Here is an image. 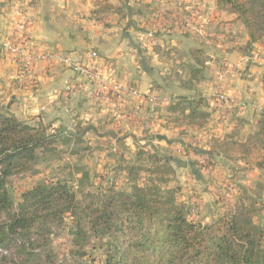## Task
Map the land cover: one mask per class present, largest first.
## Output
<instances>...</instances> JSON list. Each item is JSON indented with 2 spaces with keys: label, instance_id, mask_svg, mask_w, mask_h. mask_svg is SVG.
I'll list each match as a JSON object with an SVG mask.
<instances>
[{
  "label": "rangeland",
  "instance_id": "374dc122",
  "mask_svg": "<svg viewBox=\"0 0 264 264\" xmlns=\"http://www.w3.org/2000/svg\"><path fill=\"white\" fill-rule=\"evenodd\" d=\"M143 1L145 0H130L129 3H123L124 10L122 11L115 8L94 12L95 7L92 14L95 15L97 21L104 24L107 31L112 30L109 27L115 25L118 29L116 32H119L123 28L122 24L112 25L108 23L113 22L114 14L119 16L120 21L122 17H126L127 12L133 13V8L137 6L136 3ZM159 1L165 2L166 0ZM170 1L173 4L172 7L177 8L172 9L176 11L172 18L178 19L180 22L182 19H186V21L184 20L185 28L196 31V33L192 31H188V33L192 34L194 38L196 37L195 40H199L201 48H203L201 52L197 49H186L190 53L192 62L184 56L183 51H180L181 49L174 52V57H176L174 62L167 58L170 63L167 62L166 69L168 75L170 74V79H175L174 81L178 84L190 85L192 88L196 84H202L206 87L211 82H213L212 88H214L218 80L225 90H229L228 86L235 87V78L232 74H235L238 67L234 65L233 59L235 57L230 55L226 46H231L235 42L238 43L236 46H239L244 40L242 37L237 38V35L233 33L234 31H231L232 28L230 27L233 25L228 26L231 21H224L225 18H223L220 21L221 25L220 23L211 24L209 22L208 17L211 16L212 12L209 6H213L215 0ZM111 2L115 5L119 4L116 0H111ZM181 3L188 5L189 8L183 9L182 7V10ZM219 10L235 17L234 14ZM181 11L183 13H180ZM185 14L192 17L187 18ZM137 22L141 23L140 20ZM189 23L191 24L188 25ZM179 25L177 26L179 27ZM143 26L150 28L149 24ZM158 27H165L164 22ZM176 34L178 35V33ZM141 42L143 44L144 41ZM209 44H217L223 47L226 50L224 54L229 59L227 61H224V57L208 59L210 56L207 54L205 46H209ZM246 44L243 48L239 46L241 54L248 52V49H245ZM94 48L100 51L98 46H94ZM146 49L148 51V48ZM171 50V47L166 46L157 51L170 53ZM164 53H162L163 57L166 56ZM211 60H213V65H206V61L211 62ZM82 61L85 60L82 59ZM149 63L150 60L147 61V64ZM195 68L201 69L202 72H195ZM12 80L20 83V79L8 78L7 74H0V107L6 106L11 94H13V89L9 86L13 82ZM76 82L77 85L78 83H90L85 80H77ZM113 83L116 84V81L114 80ZM92 85L96 86L95 84ZM96 87H94L95 93H88L89 96L87 93H83L74 98V103L72 102L69 108H66L67 111L65 110L61 115L62 120L66 117L61 129L50 124V128L64 132L67 138L62 137L57 141L53 152L47 154L42 163L38 165L37 172L18 173L9 178L8 186L14 205L9 214L0 216V222L8 221L10 215L17 211L21 194L25 190L40 181L56 177L69 178L73 174L79 178L81 173H77V169L83 168L90 176L86 188H84L86 191L90 189L103 190L112 183L116 185L118 190L130 191L134 182L141 185H151L153 181H156V183L160 182L163 187L177 189V199L185 202L188 208V217L194 221L212 223L225 214H232L237 209L243 210L251 206L254 210V222L264 226V161L262 160L264 149L255 151L246 159H242L240 153L236 154L235 152L227 156L220 155V159L217 156L216 159L207 157L201 153V150L213 149L215 140H221L215 137L217 132L215 129L218 128L217 125L221 119L218 117L215 119L211 116L214 112L221 111V108L216 109L211 105L205 106L203 102L197 106V113L191 115L189 113L191 107L189 108L188 104L183 102L180 97L188 98L192 95H202L199 93L200 91L192 92V90L189 95H178L176 98L172 97L173 99L169 103L158 104L154 107V111L145 104V109L141 112L128 115L127 128H130L128 131L132 134L125 136L120 132L121 125L117 115H107L108 111L102 104L104 102L102 99L107 98L108 94L98 95ZM206 89L203 92H207ZM75 91H70L68 94ZM16 94L19 95V91ZM156 95L161 96V94ZM204 97L209 103L208 96L205 95ZM239 102L240 105L236 107L237 110H241L248 101L241 97ZM205 110L211 115L205 116ZM54 111L56 114L57 111ZM54 114L45 116V121L42 124H49L54 117H58ZM18 117L23 121L30 118L28 115H25L26 119H22L20 115ZM31 123L32 125H41L35 119L31 120ZM67 131H71L72 134L66 135ZM133 131L135 132L133 133ZM156 132L166 133L172 142L156 140L154 137ZM248 135L246 132L243 135L239 134L238 142L245 141ZM164 156L173 158L174 161L170 164L175 171L174 173L165 172ZM157 159L159 160L156 161ZM260 162H263V167L259 166ZM129 169H133V172L129 173ZM162 179L166 182L162 183ZM74 186L75 189H79L77 183H74ZM70 225L71 219H67L65 226L53 236V248L57 253L58 263L105 264L104 241L93 236L89 238L83 250L78 249L72 241V235L69 231ZM82 252L84 254H81Z\"/></svg>",
  "mask_w": 264,
  "mask_h": 264
},
{
  "label": "trees",
  "instance_id": "16d2710c",
  "mask_svg": "<svg viewBox=\"0 0 264 264\" xmlns=\"http://www.w3.org/2000/svg\"><path fill=\"white\" fill-rule=\"evenodd\" d=\"M116 1L119 4L93 0L94 12L122 11L123 3L130 0ZM216 4L245 26L249 36L246 50L264 39V0H216ZM194 71L202 72L199 68ZM180 99L191 107V115L201 103L210 105L202 95ZM205 112V116L211 115ZM50 126L32 125L6 106L0 107V216L9 214L14 205L9 178L36 173L57 141L67 138L56 129L48 133ZM247 137L241 142L232 137L215 140L213 149L201 153L220 159L218 152L223 156L235 152L246 159L264 149V112L257 131ZM163 160L165 172L174 173L173 158L164 156ZM77 170L79 178L71 174L43 180L21 194L17 211L0 222V264H59L53 236L67 219H71L69 231L78 249L83 250L93 236L104 241L105 264H264V226L254 222L251 206L202 223L188 217V208L177 199L175 188L153 181L151 185L134 182L130 191L118 190L113 183L103 190L86 191L89 173Z\"/></svg>",
  "mask_w": 264,
  "mask_h": 264
},
{
  "label": "crops",
  "instance_id": "0c3cea01",
  "mask_svg": "<svg viewBox=\"0 0 264 264\" xmlns=\"http://www.w3.org/2000/svg\"><path fill=\"white\" fill-rule=\"evenodd\" d=\"M136 5L133 8V13L127 12L126 17H122L120 21L119 16L114 14L113 22L108 23L112 25L120 23L119 25L122 24L123 28L116 32L118 29L115 25L110 26L112 32L111 29L107 31L104 24L97 21L95 15L92 14L95 8L93 0H0V41H5L10 37L18 22L28 19L29 32L33 40L37 46H43L44 49L61 50L70 54L74 60H86L88 49L98 46L100 51L94 49L99 54L98 61L105 74L108 75L107 77L111 81L115 80L125 89L128 86H133L140 92V96H135L121 91L117 97L114 94H108L107 98L102 99L104 101L102 104L108 111L107 115H117L121 125L120 132L125 136L132 134L128 131L130 128H127L128 115L144 110L145 104L148 105L145 99L151 96L160 99L155 105L157 106L169 103L178 95L186 96L194 91H200L199 93L203 96H208L211 107L218 109L214 98L216 90L215 87L212 88L213 82L207 84L208 88L202 84H196L197 88L196 86L192 88L190 85L178 84L174 81L175 79L171 80L170 74L167 73L166 67L169 62L167 58L174 62L175 51L181 49L180 51H183L184 56L189 60L192 58L186 49L192 48L201 52L203 49L201 42L195 40L196 37L194 38L192 34L188 33V31L194 33L196 31L185 28L184 20L186 21V19H182L180 22L178 19L172 18L176 12L172 9L177 8L172 7L173 4L170 0L165 2L145 0L136 3ZM212 5L209 6L212 11L211 16L208 17L209 22L221 25L220 21L223 18H225L224 21H231L228 26L233 25L234 29L231 26V31H234L237 38H243L245 42L242 41L239 45L243 48L249 40L244 25L233 15L220 11L216 0ZM182 7L183 9L189 8L188 5L181 3V9ZM171 10L172 12H169ZM185 16L192 17L189 14H185ZM137 20H140L141 23ZM162 22L165 27H158ZM146 24H149L150 28L143 26ZM178 24H180L179 27ZM141 41H144L143 44ZM236 45H238L237 42L226 46L230 55L235 57L234 65L238 67L235 74H232L235 78V87L228 86L229 90H226L233 102L227 109L214 112L215 116L211 115L215 119L216 117L221 119L217 125L218 128L215 129L217 131L215 137L221 140L229 137L238 139L239 134L243 135L246 132L248 135L256 131L259 118L264 110V39L253 43L245 54H241L239 46ZM166 46L171 47L170 53L157 51ZM205 47L210 56L208 59L211 57H224V61L229 59L224 54L226 50L220 45L209 44ZM162 53L166 56L163 57ZM149 60L151 64H147ZM212 62L213 60L206 61V65H211ZM175 67L177 66L175 65ZM177 70L179 71V68ZM0 74H7L8 78L20 79L19 84L16 80L10 82L9 86L13 89V94H11L6 107L16 117L20 115L22 119H26L25 115L30 116L26 120L30 124L34 119L38 120V124H42L45 121V116L54 114V110H56L54 116L58 117H54L50 124L61 129V126L64 125L63 121L66 119L65 117L62 120L61 115L72 102L74 103V98L83 93H87V95L95 93L94 87L96 86H93L92 83H78L75 92L70 94L65 92V85L74 79L75 74L68 65L62 62H41L32 68H26L12 56L1 55ZM203 88H207V92H203ZM18 91L19 95L16 94ZM156 94H161V96ZM241 97L248 102L241 110H237L236 107L240 105ZM158 133L162 132H156L155 136ZM156 140L158 139L156 138ZM217 155L220 156L221 153L218 152Z\"/></svg>",
  "mask_w": 264,
  "mask_h": 264
},
{
  "label": "built area",
  "instance_id": "2783aa9c",
  "mask_svg": "<svg viewBox=\"0 0 264 264\" xmlns=\"http://www.w3.org/2000/svg\"><path fill=\"white\" fill-rule=\"evenodd\" d=\"M29 20L23 19L14 27L10 37L5 41H0V54L10 55L15 60L22 63L26 68H32L41 62L56 63L62 62L68 65L74 72V79L69 81L65 87V92L75 91L77 89V80H85L95 84L98 95L114 94L116 97L119 92L130 93L140 96L139 90L127 87L126 89L118 83H113L105 74L101 66L99 54L95 49L87 51L88 58L85 61L74 60L70 54L57 49H44L43 46L36 45L29 32ZM222 83L216 82V92L214 94L215 102L221 109H227L233 102L230 94L222 87ZM125 89V90H124ZM159 98L151 96L145 99L151 110L159 102ZM48 133H54L55 128H48Z\"/></svg>",
  "mask_w": 264,
  "mask_h": 264
},
{
  "label": "water",
  "instance_id": "95a60500",
  "mask_svg": "<svg viewBox=\"0 0 264 264\" xmlns=\"http://www.w3.org/2000/svg\"><path fill=\"white\" fill-rule=\"evenodd\" d=\"M156 138L158 140H162V141H166L167 143H171L172 139L168 137V135L166 133H158L156 135Z\"/></svg>",
  "mask_w": 264,
  "mask_h": 264
}]
</instances>
